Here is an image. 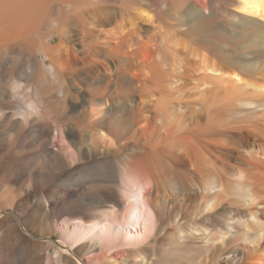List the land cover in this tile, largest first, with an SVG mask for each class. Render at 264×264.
<instances>
[{"label":"bare ground","instance_id":"bare-ground-1","mask_svg":"<svg viewBox=\"0 0 264 264\" xmlns=\"http://www.w3.org/2000/svg\"><path fill=\"white\" fill-rule=\"evenodd\" d=\"M258 18L264 0H0L1 133L40 145L0 165L21 222L88 264H264ZM26 179L34 190L17 193ZM189 219L210 229L205 250ZM2 222L22 244L0 229V264H78Z\"/></svg>","mask_w":264,"mask_h":264},{"label":"rangeland","instance_id":"rangeland-1","mask_svg":"<svg viewBox=\"0 0 264 264\" xmlns=\"http://www.w3.org/2000/svg\"><path fill=\"white\" fill-rule=\"evenodd\" d=\"M138 9L139 8H145L148 12L152 13L150 10H148V8L145 7L144 3L143 2H140V4H138L136 6ZM67 8V7H66ZM246 16L248 17H251V18H257L256 16H253V15H250V14H246ZM257 20L261 21V22H264V18H258ZM263 25V23H261ZM260 24V25H261ZM261 25V26H262ZM204 26H202L198 31L197 33H201L203 30H204ZM47 31V30H45ZM61 39L60 36H55L52 40L53 43H55L57 40ZM36 76H37V72H34V74H32V79L33 81L36 80ZM26 84H24L25 86ZM5 86H7V90H9V95H10V103L14 102L16 98H14V96H12V94H15L16 92L12 90L11 88V82H6L5 83ZM24 86L22 88V93H23V89H24ZM18 91H21V90H17ZM12 92V94H11ZM24 94V100L25 101H28V100H31L33 99L32 97V94L27 92V93H23ZM25 94H27L25 96ZM12 96V97H11ZM13 99V100H12ZM12 100V102H11ZM3 135V136H2ZM24 136V135H22ZM21 136V140H17L12 142V141H5L4 138L6 137L4 133H1V129H0V165H4V164H7V160H6V156L8 157H12V160L14 161V163H21V162H25V159L27 158V155H29V157H31L32 155H34V153L36 152L37 149H39L40 145H39V142H35V140H33V136H28V138L26 137H22ZM2 137V138H1ZM32 139V141H31ZM20 141V143H19ZM31 142V143H29ZM34 142V143H33ZM19 143V144H18ZM67 143H69L68 145L71 147V149L74 151V152H77L79 148L76 143H72V139H71V136L69 138L66 139V142L63 144L67 146ZM71 143V144H70ZM64 146V147H66ZM21 150V151H20ZM30 153V154H29ZM32 153V154H31ZM12 154V156H10ZM17 156V157H15ZM13 157L16 159L17 162H15V159H13ZM22 157V158H21ZM20 159H22L21 161H19ZM65 162H68L67 159H64ZM81 179V178H80ZM39 182V183H38ZM37 183V186H38V191L39 192H43L45 189H47V186L50 184V181L48 179H41L40 181H38ZM10 181H6L4 179H2L0 177V219L1 221H3L6 217H10L13 218V219H17L18 223H19V226H20V229L22 232H24V234L26 235H30L32 234V232H34V237L33 240H35L36 242H41V243H47V242H51L53 243L57 248H59L63 253H65L67 256H69L71 259H73L75 262H77L78 264H88L86 262V260H83L74 250L72 247L68 246V244H64V243H61V242H58L57 240L59 239V236L56 232H39L38 231H33L32 228L28 227V226H25L22 222H21V219H20V215L13 209H11V206H12V201L14 199V196H15V192L13 193H8V191L6 189H8L7 185H10V187H13L12 183H10ZM34 183L35 181L33 179H26L24 181H21V182H18L17 183V189H18V186H19V189L17 191V193H21L22 195L26 192V187H28L29 189V192L32 193V191L34 190ZM28 185V186H27ZM89 186V190H91V188H93V184L90 183H87L85 184V186H83L82 190L83 191H87V187ZM9 187V188H10ZM14 187H15V184H14ZM49 187V186H48ZM62 187L64 188V184H62ZM85 187V188H84ZM42 188V189H41ZM45 188V189H44ZM81 190V191H82ZM88 190V191H89ZM93 190V189H92ZM7 191V192H6ZM20 191V192H19ZM28 191V190H27ZM82 191V192H83ZM16 193V194H17ZM19 194V195H21ZM199 219V218H198ZM20 221V222H19ZM195 221V225H193V222ZM6 223V224H5ZM10 223V222H9ZM7 223V222H2L1 224V232L2 234L4 233V239L5 240H8V239H12V240H8L12 245H19V244H22L21 241H19L18 239H16L14 236L11 235V229H10V224ZM183 224V228H185V230L187 231L188 230V234H191V237H194L195 238V244L196 245H199L203 248V245L205 248H203V250L206 249V246H208V244L210 243L208 241L209 237H210V229L206 227V223H204L203 221H196L195 219H192V220H187L185 222H182ZM196 228V229H195ZM191 230V231H190ZM192 232V233H191ZM11 235V236H10ZM7 237V238H6ZM193 238V239H194ZM15 240V241H14ZM38 240V241H37ZM16 242V243H15ZM18 242V243H17ZM11 245V246H12ZM216 245H219V244H216ZM215 245V246H216ZM113 247L116 246V248H130L126 243H124L122 240L121 242H118L114 245H112ZM110 246L108 245V248ZM155 249L157 248L156 246L154 247ZM12 254L10 253H6V252H1V259H5L7 257H10ZM106 261L108 259H105ZM105 260L101 261L100 264H110V261L106 262ZM200 260V261H199ZM139 263L137 264H146L145 260L142 261V263H140L141 259L138 258L137 260ZM210 260L206 259L205 260V263L204 264H211L209 263ZM106 262V263H105ZM202 264V262H204V256L200 259H198L197 261H188V262H185V264ZM122 264V263H120ZM131 264H134L133 262ZM180 264V263H179ZM212 264H215V263H212Z\"/></svg>","mask_w":264,"mask_h":264}]
</instances>
